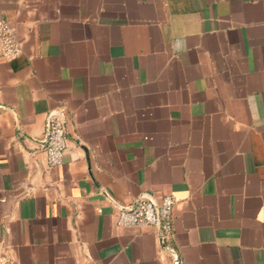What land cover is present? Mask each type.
Instances as JSON below:
<instances>
[{
	"label": "crops",
	"instance_id": "1",
	"mask_svg": "<svg viewBox=\"0 0 264 264\" xmlns=\"http://www.w3.org/2000/svg\"><path fill=\"white\" fill-rule=\"evenodd\" d=\"M0 13L23 45L0 55V264H264V0ZM56 115L67 148L51 167ZM166 194L174 253L157 227L117 225Z\"/></svg>",
	"mask_w": 264,
	"mask_h": 264
},
{
	"label": "built area",
	"instance_id": "2",
	"mask_svg": "<svg viewBox=\"0 0 264 264\" xmlns=\"http://www.w3.org/2000/svg\"><path fill=\"white\" fill-rule=\"evenodd\" d=\"M23 53V45L14 27L0 13V55L10 60ZM67 148L65 118L53 116L48 125L45 147L47 162L51 167L62 164ZM177 198L166 194L161 199L142 198L132 209L121 208L117 215L120 227H157L163 237L173 234V217Z\"/></svg>",
	"mask_w": 264,
	"mask_h": 264
},
{
	"label": "water",
	"instance_id": "3",
	"mask_svg": "<svg viewBox=\"0 0 264 264\" xmlns=\"http://www.w3.org/2000/svg\"><path fill=\"white\" fill-rule=\"evenodd\" d=\"M147 196H145V195H142L141 197H139V199L136 201V203H138V201H140L142 198H146ZM135 203V204H136ZM134 204V205H135ZM134 205H132V206H130V207H127V209H132L133 207H134ZM161 243H162V245L166 248V249H168V247L166 246V244H165V242H164V238H163V236L161 235ZM170 252H172V253H174V251H172L171 249H168ZM176 256V255H175ZM177 258V257H176ZM176 262H177V264H179V260H178V258L176 259Z\"/></svg>",
	"mask_w": 264,
	"mask_h": 264
}]
</instances>
